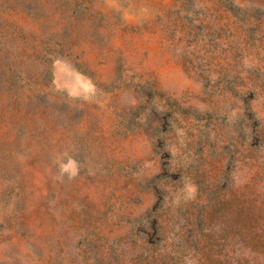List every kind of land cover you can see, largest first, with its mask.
Wrapping results in <instances>:
<instances>
[{
	"label": "rangeland",
	"instance_id": "1",
	"mask_svg": "<svg viewBox=\"0 0 264 264\" xmlns=\"http://www.w3.org/2000/svg\"><path fill=\"white\" fill-rule=\"evenodd\" d=\"M0 264H264V0H0Z\"/></svg>",
	"mask_w": 264,
	"mask_h": 264
}]
</instances>
